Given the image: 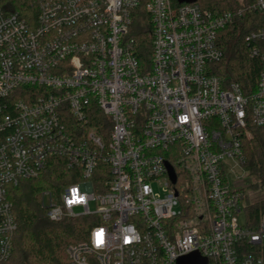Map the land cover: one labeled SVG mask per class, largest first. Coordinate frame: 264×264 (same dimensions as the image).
<instances>
[{"label": "built area", "instance_id": "1", "mask_svg": "<svg viewBox=\"0 0 264 264\" xmlns=\"http://www.w3.org/2000/svg\"><path fill=\"white\" fill-rule=\"evenodd\" d=\"M140 7L153 26L146 72L128 41ZM253 10L264 18V0ZM233 19L172 0H39L32 24L0 7V264L18 232L10 189L55 158L78 182L39 194L46 216L97 222L69 245L67 264H178L195 253L264 264V215L250 225L253 184L239 176L249 126L264 129V66L249 95L213 68ZM247 40L264 58V24ZM99 110L105 134L90 126ZM161 181L164 195L153 188Z\"/></svg>", "mask_w": 264, "mask_h": 264}, {"label": "trees", "instance_id": "2", "mask_svg": "<svg viewBox=\"0 0 264 264\" xmlns=\"http://www.w3.org/2000/svg\"><path fill=\"white\" fill-rule=\"evenodd\" d=\"M256 1L244 0L242 4L238 0L196 2L203 11L233 14V22L220 31L218 36V45L224 52V58L213 68L214 74L222 78L226 85L235 83L246 95L256 91L264 66L262 55L254 58L251 56L253 43L247 40L252 32L264 24V18L253 10ZM172 4L175 8L184 5L179 0H172ZM0 7L6 14L19 12L32 24L38 17L39 0H0ZM128 41L142 70H150L153 58V26L144 7L133 11ZM97 114L98 120L92 121L90 126L105 134L104 127H109L110 130V123L100 110ZM249 130L252 137L244 140L243 167L256 180L252 188L264 189V129L249 126ZM74 175L66 169L62 159L55 158L50 160L48 169L40 177L25 180L18 187L10 189L9 197L13 203L18 232L14 240L13 254L5 264H67L69 245L88 238L97 225L95 218L79 217L54 223L46 216V210L38 198L46 190L59 194L64 187L77 183ZM246 212L250 225L256 226L264 215V200L250 205Z\"/></svg>", "mask_w": 264, "mask_h": 264}, {"label": "rangeland", "instance_id": "3", "mask_svg": "<svg viewBox=\"0 0 264 264\" xmlns=\"http://www.w3.org/2000/svg\"><path fill=\"white\" fill-rule=\"evenodd\" d=\"M238 1L240 4H242L244 2V0H238ZM237 172H238V170H237ZM239 176L243 177V180L247 181L246 183L249 185L256 183V180L254 178L250 177L247 172H245L244 167H243L242 171L241 170L239 171ZM153 188L157 193L164 195V182L163 181L153 183ZM246 196H247V199L245 200L244 204L253 205L257 202L264 200V189L259 188V189L255 190L253 188H247L246 189ZM94 208H95V206L92 205V209H94Z\"/></svg>", "mask_w": 264, "mask_h": 264}, {"label": "water", "instance_id": "4", "mask_svg": "<svg viewBox=\"0 0 264 264\" xmlns=\"http://www.w3.org/2000/svg\"><path fill=\"white\" fill-rule=\"evenodd\" d=\"M197 0H179L180 4H192L196 3ZM168 168L170 170V177L173 182V184H176L177 182V176L173 170V168L168 164ZM178 264H207L204 260H202L198 254H192L187 257H184L179 260Z\"/></svg>", "mask_w": 264, "mask_h": 264}, {"label": "snow or ice", "instance_id": "5", "mask_svg": "<svg viewBox=\"0 0 264 264\" xmlns=\"http://www.w3.org/2000/svg\"><path fill=\"white\" fill-rule=\"evenodd\" d=\"M73 195L76 197L77 193L76 190H73ZM80 200L83 199V197H79ZM77 202V200L70 201V203ZM96 243L97 246H101L103 244V231L96 233Z\"/></svg>", "mask_w": 264, "mask_h": 264}]
</instances>
